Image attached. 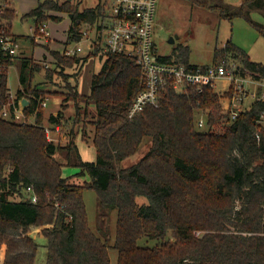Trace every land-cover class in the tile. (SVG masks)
I'll return each mask as SVG.
<instances>
[{"label":"trees","instance_id":"obj_1","mask_svg":"<svg viewBox=\"0 0 264 264\" xmlns=\"http://www.w3.org/2000/svg\"><path fill=\"white\" fill-rule=\"evenodd\" d=\"M187 1L193 7L217 10L231 20L244 17L264 37V24L251 17L255 11L264 16V0H242L238 5L226 0ZM79 7V2L71 0H39L25 16L34 17L38 32L49 17L62 19L52 12L72 14L68 38L81 42L84 24L105 27L108 1ZM12 15L8 8L3 17ZM183 48L175 56L190 63L189 49ZM98 49L99 43L95 54L84 56L52 51L58 66L66 56L78 67L71 98L76 114L81 113V101L88 104L85 110L94 106L97 155L93 161L82 158L73 137L66 146L48 140L40 105L44 89L28 81V75L32 77L40 67L26 56L14 57L20 61L22 83L17 99L26 98L27 118L35 117L25 124L0 118L2 264H36L40 244L34 233L48 240L45 264H111V249L118 250L117 264H264V131L260 138L256 134L264 102H254L226 124L220 95L213 87L205 86L202 91L189 87L187 92L169 87L157 106L129 118L130 104L145 89L143 70L132 57L107 52L101 69L93 73L90 91H79L85 64ZM172 57L160 59L171 61ZM12 59L0 55L1 64H11ZM223 60L239 65L242 76L264 78V63L253 60L231 39L215 49L213 63ZM3 70L0 109L8 92ZM201 114L207 117L205 128L197 126ZM64 116L62 110L51 113L49 127L61 126ZM86 133L84 128L83 136L88 138ZM147 138L151 143L145 155L122 166ZM62 150L67 164L80 168L77 175L64 176L65 164L57 159ZM84 176L89 183L75 182ZM28 187L37 194V202L29 199ZM88 188L98 194L103 223L109 210H118L112 245L89 225L84 201ZM15 194L19 200L13 198ZM140 196L148 202L139 203ZM150 240L155 241L153 245H148Z\"/></svg>","mask_w":264,"mask_h":264},{"label":"rangeland","instance_id":"obj_2","mask_svg":"<svg viewBox=\"0 0 264 264\" xmlns=\"http://www.w3.org/2000/svg\"><path fill=\"white\" fill-rule=\"evenodd\" d=\"M107 1L108 16L105 17L102 26L107 25L113 0ZM226 1L232 5H238L242 2V0ZM38 2L39 0H10V8L13 10V15L9 19L3 17L1 22L7 31L18 35L16 36V38L18 37L19 43V53L17 56H19V58L21 56H27L34 61V64L40 67L39 70L32 73V77L28 75L30 77L28 81H31L33 87L38 86L44 89L45 94L43 95V100H47V105L42 106L44 114L43 121L44 125H47L46 127L50 129L51 138L48 137L47 132L48 140L61 146L68 145L72 137L76 142L77 140L80 142L83 141L87 145V150L85 151L86 157L95 159L97 155L96 148L93 144L95 127L92 124V116L95 110L93 105H90L89 109L85 110L88 104L85 101H81L80 107L78 104L81 113L77 115L75 108L76 103L71 99L73 94L72 86L77 83L74 76H76L78 67L75 64H71L70 58L66 56H64L65 60L63 61V65L59 64L58 66L52 51L57 50L62 55L63 53L67 54L66 50H74L73 54L77 52V56H84L89 52L95 54L93 50L99 43L97 54L90 58L87 65L86 73L87 77H89V72H98L101 69L102 63L107 58V51L105 50L107 31L104 27L99 29L98 24H84L81 28L83 31L82 41L71 42L68 38L69 30H66L71 16L66 12H52V15L63 17L67 22H61V18V20L58 21L59 19L49 17L46 22L48 23V31L51 32V34H49L47 38L39 37V31H35L34 17L25 16V14L30 12ZM78 2L80 3L79 9H84L94 7L99 2L104 3L106 0H71V3L74 4ZM251 17L253 20L264 24V16L261 13L255 11L251 14ZM154 18L152 37L156 51L160 55H172L173 60L182 61L175 56V53H180V51L184 49L183 47H188V59L190 63L206 65L213 63L215 49L217 47H223L225 43L231 39L236 45L246 50L253 60L264 63V37L261 36L256 28L244 17H235L231 20L221 16L220 12L217 10H212L203 6L193 7L187 0H158ZM93 41L96 46L91 47L90 43ZM62 48H64V50ZM78 48H80L79 51L77 50ZM14 57L12 59L13 63L6 65L2 64L0 67V72L4 69L3 71H5L8 76L7 99L9 93H16L22 86L20 81V61ZM47 74L51 76L47 77ZM87 81L89 85L87 84L86 87H84ZM90 84L91 81L89 79H85L84 81L81 80L79 91L80 89L87 88L89 90ZM166 90L164 92H166ZM217 90H220V86H217ZM252 103L253 99L250 97L247 98L244 108L249 109ZM60 110H62L65 115L64 119L61 121L62 124L59 126V129L56 130L55 128V130H52V128L49 127V116L51 113L57 115ZM25 116L27 119L26 113ZM34 117L35 114L29 118L30 121H33ZM84 128L86 129L88 138L83 136ZM150 143L151 140L147 138L140 146L139 151L133 156L125 159L121 165L129 166L138 162L149 150ZM64 156V150L57 154V159L65 164L63 166L64 176L69 177L77 175L80 172V168L74 165H68L67 159ZM74 180L79 184L89 183V178L85 176ZM13 198L17 200L20 199L17 194H15ZM84 201L88 212L90 227L106 240L108 244H114L118 210H109L103 223L102 216L100 215L101 209L97 192L91 188L86 189L84 192ZM137 201L139 203L148 202L143 196L138 197ZM102 227L105 231L102 230ZM34 235L36 241L40 244L36 264H45L48 256V240L46 237L40 236L37 233H34ZM145 241V238L141 239L140 243L144 244ZM154 242V240H150L148 245H153ZM3 248L4 246L1 245L0 264H2L3 260L1 255ZM110 257L111 264H117L118 250L111 249Z\"/></svg>","mask_w":264,"mask_h":264},{"label":"built area","instance_id":"obj_3","mask_svg":"<svg viewBox=\"0 0 264 264\" xmlns=\"http://www.w3.org/2000/svg\"><path fill=\"white\" fill-rule=\"evenodd\" d=\"M157 3L158 0H113L109 20L104 27L107 31L105 50L132 57L143 70L145 89L138 93L130 104L128 109L130 118L148 106H157L164 91L169 87L177 92H187L189 87H195L199 91L205 86L213 87L220 95L226 124L235 121L242 109L247 110L244 108L247 98H252L253 103L264 102V78L242 76L239 73V65L235 62L228 63L223 60L219 64L199 65L160 59L163 55L157 53L152 37ZM10 7V0H0V55L14 57L19 53L18 39L15 34L7 31L1 22L4 13ZM48 30V23L43 22L38 30L39 37L47 38L50 34ZM66 53L73 54L74 50H66ZM217 86H220V90H217ZM25 99H17L16 93H9L6 104L0 109V118L19 123L29 121L30 119H26L25 116L26 106L23 103ZM40 103L41 106H46L47 100ZM197 126L199 128L207 126L205 114L198 117ZM55 128L57 130L59 126ZM263 131L264 112L258 120L256 132L258 138ZM47 132L51 138L48 127ZM26 192L31 201L37 202L38 197L32 187H28Z\"/></svg>","mask_w":264,"mask_h":264},{"label":"crops","instance_id":"obj_4","mask_svg":"<svg viewBox=\"0 0 264 264\" xmlns=\"http://www.w3.org/2000/svg\"><path fill=\"white\" fill-rule=\"evenodd\" d=\"M63 21H66L67 22V20H65V18H63L62 17V20H61V22H63ZM68 23H69V25H68V27H67V29L66 30H69V27H70V25H71V18H70V20L68 21ZM50 34H51V32H50ZM16 36H18V35H16ZM18 38V37H17ZM93 45H94V41L92 42V43H90V46L91 47H93ZM65 46V45H64ZM63 50H64V48H62ZM27 57V56H26ZM90 60V59H89ZM89 60H88V62L85 64V68H84V73H83V75H82V77H81V79H80V86H81V80L82 81H84L85 79H89L90 81H91V79H92V76H93V73H92V71L91 72H89V77H87V65H88V63H89ZM89 82L87 81V83L85 84V86L84 87H86V85L88 84ZM89 85V84H88ZM90 87H91V84H90ZM90 87H89V90H88V88L87 89H80V93H82V94H87L89 91H90ZM93 108H94V106H93ZM77 146H78V148H79V151H80V153H81V155L83 156V159L84 160H95V159H92V158H87L86 157V150H87V145L85 144V142H83V141H79V140H77ZM92 146H93V144H92ZM143 203H145V202H143Z\"/></svg>","mask_w":264,"mask_h":264},{"label":"water","instance_id":"obj_5","mask_svg":"<svg viewBox=\"0 0 264 264\" xmlns=\"http://www.w3.org/2000/svg\"><path fill=\"white\" fill-rule=\"evenodd\" d=\"M70 16L72 17V14ZM28 102L29 101L27 99L23 100L24 105L28 104Z\"/></svg>","mask_w":264,"mask_h":264}]
</instances>
